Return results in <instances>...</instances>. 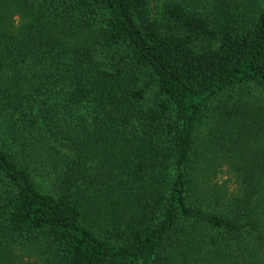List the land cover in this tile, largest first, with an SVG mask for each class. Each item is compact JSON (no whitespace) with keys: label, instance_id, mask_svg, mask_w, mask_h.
Masks as SVG:
<instances>
[{"label":"trees","instance_id":"1","mask_svg":"<svg viewBox=\"0 0 264 264\" xmlns=\"http://www.w3.org/2000/svg\"><path fill=\"white\" fill-rule=\"evenodd\" d=\"M243 86L264 0H0V264H264L263 156L212 184Z\"/></svg>","mask_w":264,"mask_h":264},{"label":"rangeland","instance_id":"2","mask_svg":"<svg viewBox=\"0 0 264 264\" xmlns=\"http://www.w3.org/2000/svg\"><path fill=\"white\" fill-rule=\"evenodd\" d=\"M15 22H18L19 19L15 18ZM258 107L260 108L262 115L264 116V96L254 87L252 86H243V87H237L236 89H233L229 95L225 96L222 100V104H220L219 108H217V112H222L224 114H230V112L235 113L239 111V108H245L244 110H240L242 113L245 111L253 112L252 108ZM244 111V112H243ZM257 111V110H256ZM231 113V114H232ZM254 120L257 122L258 118L256 117L254 113ZM233 121L240 122V118L233 117ZM260 121L262 122L259 127L255 128L253 131L249 133V131L244 132L243 134H249L248 136V142L243 144H235L236 149L233 150V141L230 137L229 133L233 131L227 130L225 127L226 123H219L216 120H211L212 123L216 125V129L213 134V139L220 137L228 138V144L227 149L229 148L231 151H226V149L221 151L220 146L217 144V142H213V152L215 155H217L219 158L214 159L213 162H216L217 165V171L216 175L212 176V184L215 186L217 190H224L226 194H230L233 191L236 190L238 187V184L236 182V178H234L233 173H231L228 170V163H231V160L235 154L243 159L245 162H251L253 159H258L263 156L264 158V121L262 118H260ZM234 128H236L238 132V126L233 124ZM257 125V124H256ZM263 125V126H262ZM232 126V125H230ZM246 126H249L248 123ZM261 128V129H260ZM209 129H207V125L204 126V131L207 132ZM246 140V139H245ZM219 151L222 152V157L219 156ZM235 153V154H232ZM227 154H232L230 156L226 157ZM224 158V159H221ZM18 252V250H17ZM27 262H36L32 257L27 258L25 257Z\"/></svg>","mask_w":264,"mask_h":264}]
</instances>
